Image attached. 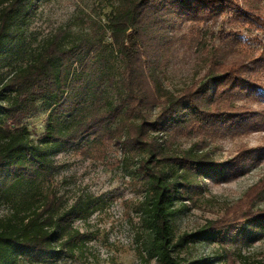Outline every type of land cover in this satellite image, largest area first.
<instances>
[{
  "label": "trees",
  "instance_id": "16d2710c",
  "mask_svg": "<svg viewBox=\"0 0 264 264\" xmlns=\"http://www.w3.org/2000/svg\"><path fill=\"white\" fill-rule=\"evenodd\" d=\"M38 2L0 1V206L6 208L0 264H57L83 256L94 237L76 223L90 219L102 203L92 196L69 203L60 195L55 157L70 152L106 159L115 145L119 165L142 187L138 211L149 261L205 264L186 262L178 250L200 241L261 239L264 214L253 213H244L235 227L210 222L175 238L178 202H194L208 182L233 180L247 165L213 161L198 144L176 153L168 142L190 122L205 126L230 114L234 107L223 98L230 92L264 103V83L255 75L264 71V44L254 49L252 39L224 29L241 19L247 30L264 33V0H244L242 8L233 0H115L104 24L91 20L89 31L59 28L36 43ZM221 17L227 18L220 27ZM212 19L221 43L195 44L205 72L177 92L168 90L161 80L169 65L167 36ZM37 116L45 119L35 139L25 122Z\"/></svg>",
  "mask_w": 264,
  "mask_h": 264
},
{
  "label": "rangeland",
  "instance_id": "374dc122",
  "mask_svg": "<svg viewBox=\"0 0 264 264\" xmlns=\"http://www.w3.org/2000/svg\"><path fill=\"white\" fill-rule=\"evenodd\" d=\"M233 1L243 7L244 0ZM114 2L39 0L32 25L36 43L59 28L89 31L92 28L91 20L99 25L104 24ZM260 14L264 17V8ZM226 18L221 17L217 25L221 27V21ZM213 21L187 23L176 34L167 36L171 41V47L168 46L170 52H167L169 65L163 70L161 80L168 90L177 92L201 78L205 72L207 63L203 60V54H198L201 49L195 48V44L207 42L212 47L221 43L215 35V30L220 28L216 29ZM242 23L241 19L231 24L227 22L224 29L226 33L243 36L244 40L252 39V48H262L264 33L247 30ZM244 47L249 45L245 43ZM257 73L255 75L260 76L264 83V71L260 69ZM239 74L245 76L242 68ZM223 98L229 99L225 105L234 107L230 114H219L217 118L211 116L213 122L205 126H200L199 122L188 123L185 129L180 128L174 133L168 147H173L178 153L198 144V149L211 153L213 161H230L238 165L242 161L247 166L233 180L208 182L194 202H178L179 210L173 217L176 239L194 233L210 222H224L235 227L244 213L255 216L264 214V103L247 101L243 99V94L236 91ZM228 106H220V109L228 110ZM44 119L37 116L25 122L35 139L42 133ZM55 159L60 166L55 181L60 195H64L69 203L87 196L102 203L101 209L90 219L76 223L83 232L94 237L84 249L83 256L75 261H60L57 264H160L149 261L143 253L144 239L138 211L144 200L142 187L131 180L124 167L119 165L120 148L116 145L111 147L106 159L87 158L70 152L58 154ZM4 212L6 208L0 206V214ZM178 251L188 263L264 264V236L249 244L200 241ZM19 264L29 263L21 261Z\"/></svg>",
  "mask_w": 264,
  "mask_h": 264
}]
</instances>
